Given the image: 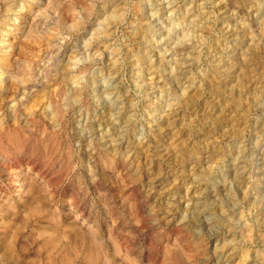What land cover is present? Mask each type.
I'll use <instances>...</instances> for the list:
<instances>
[{
  "label": "clouds",
  "instance_id": "clouds-1",
  "mask_svg": "<svg viewBox=\"0 0 264 264\" xmlns=\"http://www.w3.org/2000/svg\"><path fill=\"white\" fill-rule=\"evenodd\" d=\"M0 264H264V0H0Z\"/></svg>",
  "mask_w": 264,
  "mask_h": 264
}]
</instances>
